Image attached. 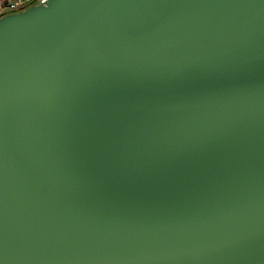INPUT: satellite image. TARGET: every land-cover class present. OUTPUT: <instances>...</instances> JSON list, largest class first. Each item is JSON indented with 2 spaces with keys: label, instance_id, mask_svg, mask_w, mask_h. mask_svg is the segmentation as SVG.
<instances>
[{
  "label": "water",
  "instance_id": "95a60500",
  "mask_svg": "<svg viewBox=\"0 0 264 264\" xmlns=\"http://www.w3.org/2000/svg\"><path fill=\"white\" fill-rule=\"evenodd\" d=\"M0 264H264V0L2 16Z\"/></svg>",
  "mask_w": 264,
  "mask_h": 264
},
{
  "label": "built area",
  "instance_id": "2783aa9c",
  "mask_svg": "<svg viewBox=\"0 0 264 264\" xmlns=\"http://www.w3.org/2000/svg\"><path fill=\"white\" fill-rule=\"evenodd\" d=\"M48 0H0V18L7 14L22 12L32 6L44 5Z\"/></svg>",
  "mask_w": 264,
  "mask_h": 264
}]
</instances>
